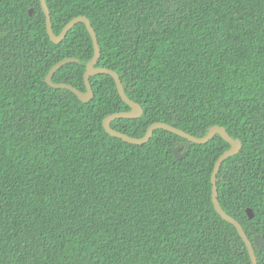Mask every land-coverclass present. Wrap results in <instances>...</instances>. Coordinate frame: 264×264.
Wrapping results in <instances>:
<instances>
[{
  "label": "trees",
  "instance_id": "1",
  "mask_svg": "<svg viewBox=\"0 0 264 264\" xmlns=\"http://www.w3.org/2000/svg\"><path fill=\"white\" fill-rule=\"evenodd\" d=\"M46 1L56 35L90 19L96 67L143 107L113 129L142 138L161 122L204 137L221 126L241 142L218 198L252 242L264 237V0ZM93 57L85 24L55 44L40 0H0V264H252L212 198L230 144L161 129L141 146L110 136L105 119L131 110L112 76L90 77L88 103L46 82L75 59L52 80L86 91Z\"/></svg>",
  "mask_w": 264,
  "mask_h": 264
},
{
  "label": "water",
  "instance_id": "2",
  "mask_svg": "<svg viewBox=\"0 0 264 264\" xmlns=\"http://www.w3.org/2000/svg\"><path fill=\"white\" fill-rule=\"evenodd\" d=\"M41 2V6L43 8V11L45 13L46 16V23H47V31L49 34V37L51 39V41L55 44H60L61 42H63V40L66 38L67 34L70 32V30L73 29V27L79 23H83L86 25L87 30L89 32V34L91 35V38L93 40V44H94V57L92 60H90V62L87 64V68H86V73H85V82H86V91H80L79 89H77L76 87L70 85V84H55L52 80L54 73L64 64H66L67 62L70 61H76L75 59H65L63 61H61L60 63H58L56 66L53 67V69L50 71V73L48 74L47 78H46V82L49 86L56 88V89H64V90H69L71 92H73L74 94H76L79 99L83 102V103H88L90 102L93 98H94V91H93V87L92 84L90 82V77L93 76H97V75H110L114 78L116 85H117V89L119 92V95L121 96L122 100L128 104V106L130 107V111L128 112H118L115 114H112L110 116H108L105 121H104V129L105 131L112 137H116L119 139H122L125 142H128L130 144L133 145H145L147 144L154 132L156 130H165L168 131L172 134H176L186 140H188L189 142L195 143V144H206L208 142H210L215 136L220 135L227 143L230 144L231 148L226 151L217 161L213 174H212V198H213V203L215 206L216 211L218 212V214L227 222H229L230 224L234 225L239 233V235L241 236V238L243 239V241L246 244V247L248 249L252 264H258V258L256 255V251L255 248H258L259 250H262L264 248V237L261 235H257L254 238V241L252 242L249 237L247 236L243 226L232 216H230L229 214H227L224 209L221 206V203L219 201L218 195V185H217V180H218V174L219 171L223 165V163L233 157L239 154V152L242 149V144L239 140L234 139L224 127L221 126H213L208 134L204 137H196L193 136L173 125L170 124H166V123H154L152 124L149 129L147 130L146 134L142 137V138H134L131 137L127 134H124L122 132H119L115 129H113L111 127V124L113 121L117 120V119H138L141 118V116L143 115V107L139 104L134 102L132 99H130L128 97V95L125 92V86L122 83L120 76L117 72H115L112 69L109 68H105V67H96V65L98 64V61L101 57V48L99 45V40L97 37V34L91 24V21L89 18H87L86 16H79L77 18H74L73 20H71L62 30V32L59 35H56L53 29V25H52V17H51V13H50V9L48 7L47 1L46 0H40ZM33 9L30 10V16L33 15ZM184 145L180 144L177 148H175L174 154L175 157L179 160L184 159L187 156V151H183ZM247 213L249 214V218H254L255 214L254 211L251 208L247 209Z\"/></svg>",
  "mask_w": 264,
  "mask_h": 264
}]
</instances>
